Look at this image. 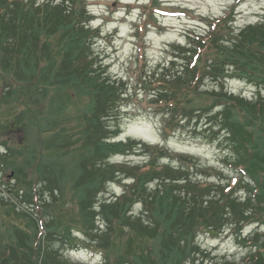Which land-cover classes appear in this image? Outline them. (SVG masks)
Here are the masks:
<instances>
[{"label": "trees", "instance_id": "obj_1", "mask_svg": "<svg viewBox=\"0 0 264 264\" xmlns=\"http://www.w3.org/2000/svg\"><path fill=\"white\" fill-rule=\"evenodd\" d=\"M156 5L157 0H151L150 9ZM88 13L78 0H0V77L13 80L15 92L23 96L34 91L47 96L51 89L60 93L69 88L78 97L87 98L74 117L78 125L73 134L76 131L78 140L58 147L83 143L79 146L82 172L77 179L82 189L74 196L82 235L96 238L91 235L90 222L86 228L84 212H88L91 223L105 218L106 245L100 242L94 247L103 251V264H264V235L257 228L246 235L242 231L249 225L264 224V16L235 30L230 26L234 20L230 9L221 20L209 23L204 33L197 29L187 33L182 49L173 46L171 57L141 78L144 88L153 92L150 103L159 114L162 134H178L194 123L195 129L212 133L211 142L223 153V163L235 180L208 183L198 179V172L209 174L213 168L193 158H187L191 166L161 164L167 157L158 145L151 148L140 144L151 151L142 157L143 165L109 164L114 156H127L136 150L129 142L116 141L112 131L119 126L116 112L126 97L125 84L122 78L111 79L100 73L91 50L98 29L92 27ZM149 15L154 16L152 11ZM231 79L252 85L256 94L247 99L227 90L226 82ZM8 85L13 92V84ZM7 118L12 120V115ZM23 121L18 116L0 125V136ZM112 121L115 125L106 124ZM2 146L10 151L6 144ZM30 149L25 163L34 175L27 177L26 165L22 166L24 182L17 178L13 185L15 198L33 205V200H38L39 184L47 183L40 194L49 192L54 204L63 202V197L54 196L55 191L62 196L63 189L54 183L52 189L42 176L43 170L61 172V167L41 162L47 150L43 139ZM3 157L0 161L7 158ZM180 160L186 162L185 158ZM120 173L126 177L124 190L99 206L96 199L103 185L120 180ZM134 205L140 212L137 217L129 214ZM35 207L34 219L32 214L21 215L27 226H13L8 235H0V264H73L50 246L58 226L53 220L52 224L44 223V213ZM38 225L46 231V240L41 241ZM226 229L247 249L238 261L218 258L196 243L200 232L221 233ZM69 232L70 228L64 227L59 238L63 244L71 242Z\"/></svg>", "mask_w": 264, "mask_h": 264}, {"label": "rangeland", "instance_id": "obj_2", "mask_svg": "<svg viewBox=\"0 0 264 264\" xmlns=\"http://www.w3.org/2000/svg\"><path fill=\"white\" fill-rule=\"evenodd\" d=\"M37 1L42 3L47 0ZM138 1L144 5H137L136 0H78L89 12L92 27L98 29V39H93L91 50L98 62L100 73L111 79L122 78L125 84L126 97L119 102L116 112L119 126L112 131L116 133V141H122L123 144L129 142L131 149L136 151L127 156H114L109 164L121 166L124 163L129 167L143 165L142 157L150 154L151 151L143 149L140 144L149 145L151 148L158 145V149H162L167 157V160L161 164L168 165L174 162L177 166L181 164L191 166L187 158H193L201 165L204 164L214 169V172L209 174L199 171V180L208 183L220 180L233 181L235 175L223 163V153L216 144L211 142L214 140L212 133H203L202 129H195L196 127L193 126L196 124L194 123L189 129L184 128V132L171 136L162 134L159 114L150 103L151 100L153 101L151 99L153 92L144 88L141 78L151 72L157 64L168 60L173 54V46L182 49L183 44L187 42V33L193 31L195 25H201L200 29L204 31L208 23L216 19L221 20L231 8L235 10L234 23L230 25L233 29L244 27L248 23L254 24L264 15V0H157V7L153 9H150L151 0ZM150 11L157 14L155 18L149 15ZM132 21H139L141 25L137 26ZM198 31L201 32L199 29ZM52 44L55 45L54 40ZM9 83L13 84V92L9 89ZM16 85L13 80L9 81L0 77V125L13 122L18 116L24 120L22 124H16L13 131L7 128L0 136V156H7L6 159L4 157V160L1 159L2 165H0V235H8L13 230V226H27V220L21 215L30 216L32 214V219H34L37 211L35 206H39L40 213H44V223L52 224L51 220H53L55 222L53 225L58 226L55 242L50 246L60 253L63 252L62 255H65L63 260H68L73 264H84L88 258V252L95 251L101 255L95 259L94 262L97 263L102 260L103 251L94 247L100 242L103 245L107 242L104 237L107 230L105 218L102 216L100 220L98 218L91 223L88 212L83 213L82 219L86 223V228L90 222L93 228L98 230L95 232L91 227V235L96 238H89L82 235L75 216L77 205L74 196L78 194V189H82L81 185H77V179L82 172L79 164V146L83 143L79 141L71 146L67 143V148L58 149L63 142L70 143L78 140L74 137L76 131L73 134L78 125L74 117L84 108L87 98L78 97L69 88L60 93L56 89H51L47 96L36 91L23 96L15 92ZM225 87L235 94L249 97L254 94L255 90V87L251 89L243 82L233 79L229 80ZM28 102L31 105H28ZM64 103L66 106H62ZM10 115H12V120L7 118ZM115 123L112 121L106 124L109 126ZM19 129L22 130L18 132ZM56 133L59 135L56 136ZM39 138L43 139L47 146L41 162L54 164L56 168L61 167V172L43 170L42 176L48 179L52 189L54 188L52 183L60 190L63 189L62 196L59 191L54 192L55 198L62 199L63 197V202L55 201L54 204L49 192L40 194L42 188L48 185L47 183L39 184L40 193L37 202L33 200V205L21 203L20 199L15 198L16 190L13 189V185L17 182V178H22L24 171L29 169L25 158L30 154V147L37 144ZM5 144L10 151L3 148L2 145ZM22 145L24 147L19 148ZM64 151H66L65 154ZM157 155L161 154L157 153ZM180 157L185 158L186 162L180 160L182 159ZM23 165H26L24 171L21 169ZM26 174L27 177L30 174L34 175V171L32 173L31 170H27ZM119 175L121 180L106 182L103 185L96 199L99 206L111 197L119 196L124 190L122 180L126 177L125 174L120 173ZM22 181L24 182V177ZM35 187L37 188V185ZM7 190L12 194H8ZM3 194L5 196L1 198ZM52 204L55 208L50 214ZM45 205H47L46 208ZM14 209H16L15 213H13ZM46 211L49 214H45ZM135 211L136 215L133 216L137 217L140 212L138 208H135ZM38 226L41 230L42 227ZM64 227L70 228L68 238L71 242L68 244H63L65 242L59 240L60 235H64ZM250 230L251 227L246 228L244 234ZM261 231H264V228ZM41 233V241L46 240L48 237L46 231L41 230ZM121 239L124 241V238ZM196 242L201 250L205 249L218 258L226 257L230 260L235 258L238 261L247 252V249L239 243V238L229 229L221 233L200 232ZM67 250L74 251L66 254Z\"/></svg>", "mask_w": 264, "mask_h": 264}]
</instances>
